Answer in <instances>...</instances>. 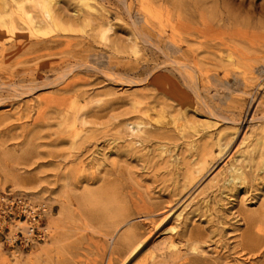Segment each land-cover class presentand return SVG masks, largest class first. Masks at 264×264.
<instances>
[{
    "label": "rangeland",
    "instance_id": "rangeland-1",
    "mask_svg": "<svg viewBox=\"0 0 264 264\" xmlns=\"http://www.w3.org/2000/svg\"><path fill=\"white\" fill-rule=\"evenodd\" d=\"M49 1L0 0V264H264V0Z\"/></svg>",
    "mask_w": 264,
    "mask_h": 264
},
{
    "label": "bare ground",
    "instance_id": "bare-ground-1",
    "mask_svg": "<svg viewBox=\"0 0 264 264\" xmlns=\"http://www.w3.org/2000/svg\"><path fill=\"white\" fill-rule=\"evenodd\" d=\"M36 3H37V5L39 6V8H40V10H41V12L45 15V18L48 20V22L46 21V23L48 24V27H54V28H62L63 27V24L61 23V21L58 19V17H56L55 15H54V13H53V11H52V9H51V4H50V1L49 0H36ZM53 8V7H52ZM29 12H24V14H25V17L29 20L28 22H30L31 24L30 25H32V27L34 28V29H38V27L37 26H35L34 24H33V19H32V17L28 14ZM24 17V18H25ZM1 21V24L4 22L3 20H0ZM39 30V29H38ZM137 124V123H136ZM139 124V123H138ZM133 125V124H132ZM134 127H136L135 125H134ZM243 173H242V171L238 168V170H237V172L235 173V172H233V173H230V175H229V177L225 180V181H228V182H234L236 179L237 180H242L244 177H243ZM45 213L47 212L46 210L44 211ZM45 213H44V216H45ZM182 213L180 212V213H178L176 216L177 217H180V215H181ZM51 218V217H50ZM51 220V219H50ZM51 223L54 225V226H58L60 223H61V220H60V218H58V217H56L55 216V218H52V220H51ZM27 227V226H26ZM177 226H175V225H170L169 227H168V230H174L175 228H176ZM254 227V226H253ZM47 228V227H46ZM250 228H252V227H250ZM255 228V227H254ZM43 229L45 230V227H43ZM250 230H252V229H250ZM259 230V229H258ZM261 230V229H260ZM254 232V231H253ZM256 232V231H255ZM253 234H255V233H252L251 231H248V233H247V235H246V237H244V238H246V241L244 240V242L247 244V243H251L252 242V244H253V242L255 243L256 242V240H257V238H256V235H255V237H254V235ZM257 234V233H256ZM261 236H262V234H261ZM256 238V239H255ZM260 239L259 240H261V238H264V236H262V237H259ZM259 240H257V241H259ZM142 242L143 241H138V242H133V244H131L130 245V247H128L129 248V250H128V256L130 255V254H132L134 251H137V249L139 248V246L142 244ZM261 242H264V241H262L261 240ZM257 243V242H256ZM175 244V243H174ZM193 244V243H192ZM173 245V244H172ZM253 245H255V244H253ZM259 245V244H258ZM190 246H191V244H190ZM199 247V246H198ZM197 246H195V245H192L191 246V250H193V251H199V250H197V248H198Z\"/></svg>",
    "mask_w": 264,
    "mask_h": 264
},
{
    "label": "built area",
    "instance_id": "built-area-1",
    "mask_svg": "<svg viewBox=\"0 0 264 264\" xmlns=\"http://www.w3.org/2000/svg\"><path fill=\"white\" fill-rule=\"evenodd\" d=\"M42 211H44V208L42 209ZM0 213L3 215L4 218L11 214L26 216L30 220V224H28L27 227L25 226L20 229H24L27 235L34 234L40 226L39 218L41 214V209H39V207L26 204L20 198L14 199L12 195L9 194L0 195ZM39 235L41 236V234ZM24 241L26 243L29 242L28 236H25Z\"/></svg>",
    "mask_w": 264,
    "mask_h": 264
}]
</instances>
